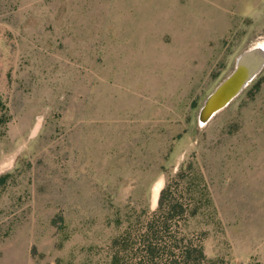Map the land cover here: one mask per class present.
Instances as JSON below:
<instances>
[{
  "label": "rangeland",
  "instance_id": "obj_1",
  "mask_svg": "<svg viewBox=\"0 0 264 264\" xmlns=\"http://www.w3.org/2000/svg\"><path fill=\"white\" fill-rule=\"evenodd\" d=\"M262 41L264 0H0V264H112L168 184L212 264H264V70L198 122Z\"/></svg>",
  "mask_w": 264,
  "mask_h": 264
},
{
  "label": "trees",
  "instance_id": "obj_2",
  "mask_svg": "<svg viewBox=\"0 0 264 264\" xmlns=\"http://www.w3.org/2000/svg\"><path fill=\"white\" fill-rule=\"evenodd\" d=\"M177 193L173 185H166L157 210L143 222L136 239L133 241V234L128 233L115 241L112 264H121L120 254L129 252H134L133 264H212L205 254L203 238L189 231L192 216L184 218L186 204Z\"/></svg>",
  "mask_w": 264,
  "mask_h": 264
},
{
  "label": "water",
  "instance_id": "obj_3",
  "mask_svg": "<svg viewBox=\"0 0 264 264\" xmlns=\"http://www.w3.org/2000/svg\"><path fill=\"white\" fill-rule=\"evenodd\" d=\"M263 70L264 44L258 42L236 58L232 72L206 97L198 111L200 127H206L217 115L234 103Z\"/></svg>",
  "mask_w": 264,
  "mask_h": 264
},
{
  "label": "bare ground",
  "instance_id": "obj_4",
  "mask_svg": "<svg viewBox=\"0 0 264 264\" xmlns=\"http://www.w3.org/2000/svg\"><path fill=\"white\" fill-rule=\"evenodd\" d=\"M261 43H263V44H264V41H262Z\"/></svg>",
  "mask_w": 264,
  "mask_h": 264
}]
</instances>
